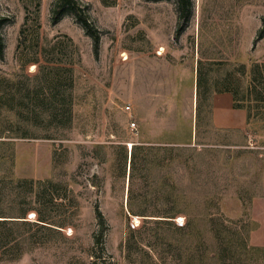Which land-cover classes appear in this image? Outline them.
Listing matches in <instances>:
<instances>
[{"label": "rangeland", "instance_id": "obj_1", "mask_svg": "<svg viewBox=\"0 0 264 264\" xmlns=\"http://www.w3.org/2000/svg\"><path fill=\"white\" fill-rule=\"evenodd\" d=\"M189 1L79 0L97 40L59 0H0V264H264V0ZM47 65L44 97L73 79L72 126L10 136ZM199 67L241 86L244 129L198 103ZM21 178L55 180L47 220ZM211 215L238 232L222 260Z\"/></svg>", "mask_w": 264, "mask_h": 264}, {"label": "trees", "instance_id": "obj_2", "mask_svg": "<svg viewBox=\"0 0 264 264\" xmlns=\"http://www.w3.org/2000/svg\"><path fill=\"white\" fill-rule=\"evenodd\" d=\"M59 5L63 8H68L73 10L77 16L81 19L82 23L85 25L90 34L94 35L97 40H99V35L97 33L96 28L93 26L92 21L89 20V17L84 13L82 5L79 0H59ZM180 8L183 17L189 18L191 15V2L189 0H180ZM6 18L0 16V28L5 23ZM4 40L0 33V53H4ZM54 47V46H53ZM66 53H63L61 56V60L65 59ZM70 68L73 70V62H70ZM47 67H41L40 74V82H36L31 84V82H26V84L20 87V101L23 103L22 109L19 108V112H16L17 118L12 120L11 126L8 128L10 131V136L13 137H53L58 138V133L61 129L69 128L73 124V95L71 93L72 80L68 82H64L59 85H51L49 83L50 93L43 96L42 92H46V72ZM228 77V76H227ZM206 78V79H205ZM210 75L203 77L202 69L199 67V92L201 95V88L206 91H210V93L214 91H232L235 97V105L237 107L247 108L250 107L247 104L245 98H241L240 88L241 86H233L232 82H216V80L212 81L214 85L213 89L208 84L204 85V82H210ZM208 87V88H206ZM209 89V90H208ZM35 91V92H34ZM207 92V94H208ZM36 94L33 96V94ZM206 95V94H205ZM39 96V97H37ZM244 99V100H243ZM212 107V103L210 102V108ZM249 110V109H248ZM248 118L251 119V113L248 114ZM264 119V116L262 117ZM43 133V134H42ZM20 187L24 186L26 183L30 186L29 190H19L17 195L25 196L22 198V201H26L28 195H34L36 197L37 202L40 206L36 207L38 211L39 220H47L48 217V203L52 201L55 196H52L50 199L48 194L52 192V188H56V182L54 179H34V178H21L17 181ZM2 189L0 187V199H1ZM23 192V193H22ZM25 212H22L21 216L25 217ZM210 221L212 223L211 229L215 233V237L218 240V252L215 255L220 257V260L223 255V251L221 249L222 244L221 241H226L227 244L231 243L232 235L238 234L235 232L228 235H222V232L217 229L215 225L214 217L211 215ZM171 223V222H170ZM226 228H228L226 226ZM228 231L233 232L230 228ZM249 237V236H248ZM246 240V239H245ZM248 241V239H247ZM229 246V245H228ZM220 248V249H219ZM224 263V262H223ZM226 263V262H225ZM224 263V264H225Z\"/></svg>", "mask_w": 264, "mask_h": 264}, {"label": "crops", "instance_id": "obj_3", "mask_svg": "<svg viewBox=\"0 0 264 264\" xmlns=\"http://www.w3.org/2000/svg\"><path fill=\"white\" fill-rule=\"evenodd\" d=\"M145 90V89H144ZM144 93V91H143ZM195 96L199 103V83L195 86ZM212 120L219 127L244 129L248 122V109L237 107L232 91H214L211 95ZM198 107V106H197Z\"/></svg>", "mask_w": 264, "mask_h": 264}, {"label": "built area", "instance_id": "obj_4", "mask_svg": "<svg viewBox=\"0 0 264 264\" xmlns=\"http://www.w3.org/2000/svg\"><path fill=\"white\" fill-rule=\"evenodd\" d=\"M127 109H129V110H131L132 109V105L131 104H128L127 105ZM131 124H132V126H133V128L135 129V130H137L138 128H137V122L136 121H132L131 122Z\"/></svg>", "mask_w": 264, "mask_h": 264}]
</instances>
